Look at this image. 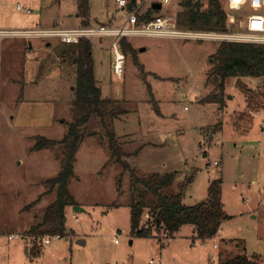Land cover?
I'll return each instance as SVG.
<instances>
[{"label":"rangeland","instance_id":"rangeland-1","mask_svg":"<svg viewBox=\"0 0 264 264\" xmlns=\"http://www.w3.org/2000/svg\"><path fill=\"white\" fill-rule=\"evenodd\" d=\"M115 8V0H91V24L106 20ZM174 10L171 2L159 12ZM77 14L76 0H0V30L74 27L81 24ZM129 40L135 54L125 56L121 78L111 72L112 38L102 40L104 48L92 44L101 94L127 110L113 122L126 153L122 160L140 176L175 173L164 193L181 191L186 205L206 201L211 181L218 180L228 217L205 240L195 238L190 225L160 241L132 235L129 205L137 186L130 171L112 158L98 118L91 117L82 128L68 182L75 205L83 210L66 206L68 234L49 235L47 244L37 237L39 256L29 258L26 249L34 242L9 241L7 235H26L56 197L45 180L57 175L65 150L32 146L37 135L55 140L66 135L67 123L75 119L76 72L60 61L57 40L0 34V264H219L241 253L256 255L264 264L263 77L229 78L220 107L201 101L218 90L207 77L220 42Z\"/></svg>","mask_w":264,"mask_h":264},{"label":"trees","instance_id":"trees-1","mask_svg":"<svg viewBox=\"0 0 264 264\" xmlns=\"http://www.w3.org/2000/svg\"><path fill=\"white\" fill-rule=\"evenodd\" d=\"M78 16L83 26H89V1L76 0ZM134 0H130L132 5ZM183 9L178 13L179 24L189 28L207 30H226L227 14L220 0H208L205 10L186 0ZM59 48V58L62 63L75 66V88L72 100V112L75 119L67 123L66 135L59 140L43 135H37L32 148L39 150L60 145L65 151L61 168L57 175L46 179L49 190L56 189V197L44 209L40 221L28 229L29 235L42 236L45 234L60 236L68 234L65 227V208L76 204L69 192L68 182L74 175L73 167L76 151L84 138L82 128L91 117L98 118L104 130L107 145L112 158L120 163L124 169L130 171L133 185L137 186L136 193L130 201V229L131 234L139 237H151L160 241L173 235L184 225H190L195 238L205 240L213 237L224 219L228 217L223 209L218 180L211 181L208 187L207 200L186 205L182 203L181 191L175 194L164 193L176 178L175 173H152L138 175L127 161L122 157L126 153L121 148L113 130V122L124 115L126 109L121 101L108 98L101 94V88L94 73L92 45L82 39L73 45H64ZM121 51L135 54L129 38L119 40ZM213 66L207 79L217 84L218 90L209 93L201 101H216L220 107L224 105L225 83L234 77H263L259 96L264 100V54L261 45L250 42L222 41L214 53ZM136 60V59H135ZM248 111L251 102L248 100ZM120 181V178L119 180ZM40 196L29 206L37 203ZM147 210V211H146ZM147 215V216H146ZM33 246L26 249L27 256L34 258L39 253L36 241ZM219 264H260L256 255L246 253L220 259Z\"/></svg>","mask_w":264,"mask_h":264},{"label":"built area","instance_id":"built-area-1","mask_svg":"<svg viewBox=\"0 0 264 264\" xmlns=\"http://www.w3.org/2000/svg\"><path fill=\"white\" fill-rule=\"evenodd\" d=\"M121 10V16L103 25L74 26V27H50V28H30L0 30V34H14L23 38L38 37L43 39H55L64 45H73L82 39L88 40L91 45L99 47L102 40L112 38L108 47H112L113 60L111 61V72L121 78L124 72L125 54L119 47V40L122 37L131 38L136 36L146 37H167L181 39H212L218 42H250L261 45L264 54V0H220L221 5L227 14L226 30H207L200 28H189L179 24L178 13L182 11L186 0H141L139 3L134 1L129 5L130 0H115ZM148 1V7L143 9L144 3ZM199 6V10H205L208 0H188ZM158 2L161 7L154 10L152 4ZM172 2L175 10L173 12H159L164 4ZM17 4L16 9L20 10ZM29 13V9H24ZM237 12L241 17L231 14ZM231 24H236L231 27ZM216 164V163H214ZM39 237L40 242L49 243V234L42 236L29 235L28 233H10L7 235L9 241L25 240L32 241ZM54 237L60 238L59 234Z\"/></svg>","mask_w":264,"mask_h":264},{"label":"crops","instance_id":"crops-1","mask_svg":"<svg viewBox=\"0 0 264 264\" xmlns=\"http://www.w3.org/2000/svg\"><path fill=\"white\" fill-rule=\"evenodd\" d=\"M135 1V0H134ZM116 3V8L111 11V15H109V17L106 18V20L102 21V22H96L95 24H91V21H90V25H103L105 23H109L110 21H112L113 19L117 20L120 16H121V10L117 4V2L115 1ZM90 6H91V0L89 1V17H90ZM78 16V14H77ZM78 18L80 19V17L78 16ZM81 20V19H80ZM99 23V24H97ZM79 26V25H78ZM50 27H57V26H44V27H39V26H36V28H50ZM20 38H23V37H20ZM25 39H30V38H25ZM49 44V43H48ZM101 48H104V47H101ZM106 48V47H105ZM111 62V61H110ZM109 66H110V63H109ZM95 73V72H94ZM234 78H239V77H234ZM97 80V79H96ZM98 81V80H97ZM254 116V114H253ZM37 256H39V253L37 254Z\"/></svg>","mask_w":264,"mask_h":264},{"label":"water","instance_id":"water-1","mask_svg":"<svg viewBox=\"0 0 264 264\" xmlns=\"http://www.w3.org/2000/svg\"><path fill=\"white\" fill-rule=\"evenodd\" d=\"M160 7H161V5H160V3H158V2H155V3L152 4V8H153L154 10H159ZM140 50L143 51L144 48H140ZM73 209L76 210V211L83 210L81 207H79V206H77V205H74V206H73ZM83 242H84L83 240H78V243H83Z\"/></svg>","mask_w":264,"mask_h":264}]
</instances>
